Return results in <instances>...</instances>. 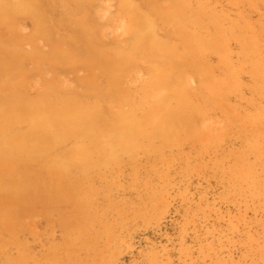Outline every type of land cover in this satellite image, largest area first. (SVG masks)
<instances>
[{
	"label": "rangeland",
	"instance_id": "rangeland-1",
	"mask_svg": "<svg viewBox=\"0 0 264 264\" xmlns=\"http://www.w3.org/2000/svg\"><path fill=\"white\" fill-rule=\"evenodd\" d=\"M6 3L0 95L81 124L0 153V264H264V0Z\"/></svg>",
	"mask_w": 264,
	"mask_h": 264
},
{
	"label": "bare ground",
	"instance_id": "bare-ground-1",
	"mask_svg": "<svg viewBox=\"0 0 264 264\" xmlns=\"http://www.w3.org/2000/svg\"><path fill=\"white\" fill-rule=\"evenodd\" d=\"M0 8L2 15L13 12L10 3L2 5ZM6 48L0 43V50L5 55H7ZM0 67V76L9 75L13 79L14 75L10 69ZM5 68L7 67L5 66ZM7 91L8 93L0 95V134L5 132L9 125H15L21 121L28 126L25 133L15 134L10 142H3L0 145V153L9 159L28 156V151L25 154L24 150H31L32 155H37L46 140L53 137L54 140L61 141L81 124L77 117L64 111L61 105L60 108L53 110L47 109L46 106L43 109L29 107L16 99L11 87L7 88Z\"/></svg>",
	"mask_w": 264,
	"mask_h": 264
}]
</instances>
